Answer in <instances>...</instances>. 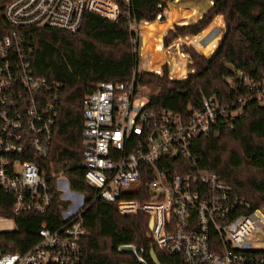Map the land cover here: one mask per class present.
Returning a JSON list of instances; mask_svg holds the SVG:
<instances>
[{
    "label": "built area",
    "instance_id": "2783aa9c",
    "mask_svg": "<svg viewBox=\"0 0 264 264\" xmlns=\"http://www.w3.org/2000/svg\"><path fill=\"white\" fill-rule=\"evenodd\" d=\"M122 5L132 19L133 0H0L6 22L0 24V191L11 210L0 221L14 222L0 233L17 232L21 216L43 217L34 244L0 248V264H84L85 194L41 164L53 146L64 84L36 72L33 41L46 28L76 33L86 13L117 22ZM228 82L245 95L228 104L206 97L190 114L151 109L135 76L130 83L100 82L83 99L86 183L95 199L115 203L122 215L147 214L152 239L172 264H264V208H253L217 172L202 169L193 151L198 137L218 135L248 102L264 107V77L239 70ZM128 194L147 198L124 199ZM56 195L68 202L59 206L60 223ZM118 250L154 264L143 247Z\"/></svg>",
    "mask_w": 264,
    "mask_h": 264
},
{
    "label": "trees",
    "instance_id": "16d2710c",
    "mask_svg": "<svg viewBox=\"0 0 264 264\" xmlns=\"http://www.w3.org/2000/svg\"><path fill=\"white\" fill-rule=\"evenodd\" d=\"M125 10L122 5L117 22L86 13L76 33L48 28L37 32L32 56L36 72L64 84L53 146L41 164L49 174L63 172L71 189L85 194L84 264H138L118 250L123 244L143 247L151 263L150 252L155 249L163 263L172 264L154 243L147 214H120L115 203L95 199L86 183V169L81 166L83 99L100 82L130 83L135 76L140 85L157 88L147 98L154 110L190 114L206 97L232 103L246 93L228 82L237 71L264 77V0H133L132 19ZM132 22L141 24V37L131 28ZM5 23L0 11V24ZM184 37L200 52L184 46L182 53ZM165 50L170 52L167 60ZM150 52L158 65L147 62ZM193 151L202 169L217 172L253 208H264V107L248 102L218 135L198 137ZM123 198L147 197L128 194ZM9 200L0 191V214L11 213L4 207ZM60 204L66 205L56 195L53 210L59 223ZM42 219L19 217L17 232L0 233V248L15 252L31 247Z\"/></svg>",
    "mask_w": 264,
    "mask_h": 264
},
{
    "label": "rangeland",
    "instance_id": "374dc122",
    "mask_svg": "<svg viewBox=\"0 0 264 264\" xmlns=\"http://www.w3.org/2000/svg\"><path fill=\"white\" fill-rule=\"evenodd\" d=\"M140 26H141V24L139 26H134V30L136 31V33H139V35L141 37L142 32H141V27ZM184 46H192L198 52H200L195 46L192 45V43L189 41V39H186V37H184L183 40L181 39L180 50H181L182 53H185L184 49H183ZM165 53H166V56L164 57V60H167V58H170L169 57L170 52L165 50ZM154 59L155 58L153 57L152 52H150L148 57H147V62L149 63V61H150L151 62L150 64H152L151 66H156L154 64L158 65L160 63V62H155ZM164 60L161 61V64L164 62ZM150 64H149V66H150ZM169 68H170V65H169ZM155 71H157V69H154L152 72H155ZM158 71H159L160 75H163V70L162 69H159ZM190 71H191V69H190ZM168 77H170L172 79L170 72H168ZM141 88H142L141 89V95L143 96L142 98L144 100H147L148 96L157 89V88H154L153 86H149V85H147V86L141 85ZM64 195H65L64 191H61V198H63ZM129 215H131V214H129ZM13 229H14V222L12 220L0 221V231H11ZM261 237L264 239V233H261Z\"/></svg>",
    "mask_w": 264,
    "mask_h": 264
},
{
    "label": "water",
    "instance_id": "95a60500",
    "mask_svg": "<svg viewBox=\"0 0 264 264\" xmlns=\"http://www.w3.org/2000/svg\"><path fill=\"white\" fill-rule=\"evenodd\" d=\"M150 255L154 264H162L155 249L151 250Z\"/></svg>",
    "mask_w": 264,
    "mask_h": 264
},
{
    "label": "crops",
    "instance_id": "0c3cea01",
    "mask_svg": "<svg viewBox=\"0 0 264 264\" xmlns=\"http://www.w3.org/2000/svg\"><path fill=\"white\" fill-rule=\"evenodd\" d=\"M63 173V172H62ZM64 174V173H63ZM64 176H65V178L69 181V179L67 178V176L64 174ZM69 186H70V182H69ZM70 189H71V186H70ZM71 190H73V189H71ZM74 191V190H73ZM77 192V191H76ZM62 202H64L66 205L68 204V202H66V201H62Z\"/></svg>",
    "mask_w": 264,
    "mask_h": 264
}]
</instances>
